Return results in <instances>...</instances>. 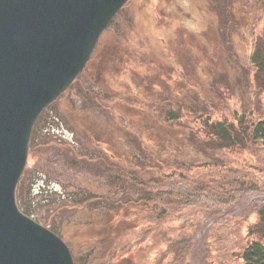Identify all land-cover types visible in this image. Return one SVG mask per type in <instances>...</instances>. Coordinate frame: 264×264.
Wrapping results in <instances>:
<instances>
[{
  "label": "rangeland",
  "instance_id": "374dc122",
  "mask_svg": "<svg viewBox=\"0 0 264 264\" xmlns=\"http://www.w3.org/2000/svg\"><path fill=\"white\" fill-rule=\"evenodd\" d=\"M235 2L237 0H133L121 10L101 35L86 71L72 85L70 92L58 99L40 120L38 132L30 145L29 166L21 184L22 204L28 205L31 199L34 206L38 207L39 203L44 204L40 202L42 199L52 200L57 191L66 196L70 195V191L82 193V188L83 191L106 195L114 180L105 170L98 172L102 164L89 159L81 161L85 159H77L71 152H80L81 144L94 147L93 153L106 151V142L110 138L118 157L125 154L129 150V138L116 125L122 122V118L133 120L134 117L135 124L139 125L141 120L137 114L142 112L137 105L129 106L128 102H145V99H150L148 96L152 97V93L160 92V89L166 92L170 90L175 104L180 105L190 104L194 95L215 101L216 94H222V105L212 108L209 114L213 120L234 119L235 112L240 115L241 98L250 106L248 109L252 113L258 112L262 108V94H255L254 85L249 89L246 86L243 90V84L238 81L253 84V73L245 75L239 67L241 63L248 62L254 39L264 33V12L259 0ZM168 53L174 57L170 59ZM209 71L217 74L219 86H213L215 77ZM179 72L186 74L187 87L178 77ZM129 90L133 94L128 93ZM184 96L190 102L188 98L176 100ZM95 97L103 99V103L96 101ZM183 115H187L190 121L193 119L192 113L187 110L183 111ZM153 116L157 117L158 114H148L149 123L155 124L158 131L162 130L165 134L173 132L179 136V131L162 125ZM65 120L71 127L66 125ZM57 128L69 138V143L75 140L79 147H66L65 144H70L65 142L67 139ZM97 140L103 143L93 146L92 142L98 143ZM256 155L254 157L246 151L230 154L224 170L246 180L254 177L258 182L264 181V171H259L260 167L264 169V164L258 162L261 160L264 163V151L258 150ZM114 160L120 162L119 159ZM244 164H254L259 170L252 171ZM116 173L114 169V176ZM40 178L46 181H36ZM232 179L230 176L226 181L231 182ZM43 183L49 186L48 193L44 195L40 192L41 186H38ZM116 184L114 182L113 187ZM243 194L240 192L237 199L240 200ZM247 196L238 204L221 208H217L216 202H210L209 207L221 210L215 216V219L223 220L220 224H215L213 219L210 223L202 218L200 207L189 209L181 222L201 224L197 229L189 227L188 236L193 237V247L181 260L176 255L177 246L168 247L167 243H163L164 234L156 226L149 227L148 221H141L139 227L134 228L138 229L136 233L125 229L126 222H116L115 229L112 231L111 227L109 230L108 222L97 229L99 234H96L89 225L80 224L85 212L70 209L65 214L66 221L61 215L52 222H61L56 224L59 234L68 241L76 256L86 253L90 243L97 246L99 253L112 245L119 252L134 238L145 236L149 230L151 234L146 238V244L118 264H235L239 262L236 257L237 246L248 241V226L258 219L254 207L264 203L262 193L249 190ZM43 210L35 213L33 218L45 224L46 213ZM106 210H103L104 214L108 213ZM97 213H87L86 216L93 217ZM116 217L119 216H115V220ZM232 219L241 223L240 228L228 227ZM123 220L120 218V221ZM127 223L134 225L138 222L133 219ZM171 223L164 226L163 232H169ZM191 229H196L195 233ZM217 232L220 238L215 241ZM99 237L103 239L98 241Z\"/></svg>",
  "mask_w": 264,
  "mask_h": 264
},
{
  "label": "trees",
  "instance_id": "16d2710c",
  "mask_svg": "<svg viewBox=\"0 0 264 264\" xmlns=\"http://www.w3.org/2000/svg\"><path fill=\"white\" fill-rule=\"evenodd\" d=\"M259 1L264 12V1ZM235 3L234 5H236ZM239 69H243L245 75L250 73L254 75L253 84H246L244 80L238 81L243 84V90L246 86L249 89L254 85L255 94L257 96L262 94V108H259L255 114L248 109L250 106L246 105L241 98L242 111L240 115L235 112L234 119L213 120L209 114L212 108L222 105L224 100L222 94H216L215 101H212L211 98H200L198 95H194L190 104L180 105V103L175 104L170 90L166 92L160 89V92L152 93V97L148 96L150 99H145V102L138 103L136 101L142 111L137 114L141 124L136 125L133 116V120L122 118L120 119L122 122L116 125L129 138V150L118 157L115 149H111L114 159H119L120 162L114 160L117 173L113 179L117 186L109 190L112 191L113 199L105 207H108L112 212L113 219L115 216H119L116 217V220L131 218L130 220L137 219L140 224L141 221H148L149 227L156 226L164 234L163 238L166 241L163 243H167L168 247L177 246L178 260L187 255L193 247V237L188 236L189 227L197 229L201 224V222H196L193 225L181 222L189 209L200 207L202 218L210 221L221 212L220 209L209 207L210 202H216L217 208H221L242 202L248 197L249 190L264 195V181L258 182V180H254V177L246 180L236 173L233 175L229 170H224L225 162L229 161L230 154L246 151L257 157L258 150L264 151V33L254 39L253 51L249 55L248 62L241 63ZM209 73L215 77L213 86H219L217 74L213 71H209ZM193 85L196 87L195 84ZM187 98L184 96V98H176V100L181 101ZM184 110L192 113L191 121L187 115H183ZM151 113L158 114L159 118H157L158 116L153 117L159 120L162 125L179 131V136L173 132L165 134L162 130L158 131L155 124L149 123L148 114ZM146 116L148 119H144ZM155 119L153 120L156 121ZM195 125L197 127H194ZM36 132L38 131L35 130L34 133ZM32 141L34 142V137ZM76 156L84 158L83 161L89 159L93 163L98 162L94 155L80 152ZM258 162L264 164L261 160ZM103 166L107 168V162L102 165V169L99 168L98 172L106 170ZM247 167L252 171L259 170L254 164ZM260 169L259 171H264L263 167ZM230 176L233 179L231 182H227L226 179ZM81 191L82 193L68 192L70 195H67L65 200H61V196L55 195L48 203H39L38 207H35L33 200L30 199V203L24 204L22 207L28 215L38 214L44 209L46 224L51 225V229L59 234L56 224H61V222H56V220L52 222V220L62 215L61 218L66 221L65 214L69 212L68 210L79 204H89L90 207L85 213H98L89 217L84 224L89 225L96 234H99V230L98 232L96 230L108 223L109 219L103 213L104 209L91 207L96 203L95 194L91 191H83V188ZM240 192H244V194L238 200L237 195ZM119 196L122 198H116ZM126 208H130L129 211ZM256 213L258 214L257 221L248 226L250 238L246 243H240L237 246L236 257L239 262L235 264H264V204L258 208ZM232 220L228 227L240 228L241 223L237 219ZM174 221L177 223L172 224L171 222ZM167 223H171L168 233L163 232ZM216 223H223V220L217 218ZM196 229L190 231L195 233ZM150 234L148 230L145 236L134 238L131 246L141 245ZM218 234L219 232L214 238L215 241L220 238ZM100 239L103 237L98 238V240ZM97 249L94 243H90L87 252L79 255L76 263L83 264L85 261L86 264H91L93 258L94 260L107 258L108 249L102 251L101 254L94 255L98 251Z\"/></svg>",
  "mask_w": 264,
  "mask_h": 264
},
{
  "label": "water",
  "instance_id": "95a60500",
  "mask_svg": "<svg viewBox=\"0 0 264 264\" xmlns=\"http://www.w3.org/2000/svg\"><path fill=\"white\" fill-rule=\"evenodd\" d=\"M130 0H0V264H74L67 244L20 211L35 122L74 82Z\"/></svg>",
  "mask_w": 264,
  "mask_h": 264
},
{
  "label": "bare ground",
  "instance_id": "6f19581e",
  "mask_svg": "<svg viewBox=\"0 0 264 264\" xmlns=\"http://www.w3.org/2000/svg\"><path fill=\"white\" fill-rule=\"evenodd\" d=\"M35 123H36V122H35ZM30 145H31V144H30ZM28 158H30V146L28 147ZM22 179H23V175L21 176V178H20V180H19L17 186L20 184V182L22 181Z\"/></svg>",
  "mask_w": 264,
  "mask_h": 264
}]
</instances>
